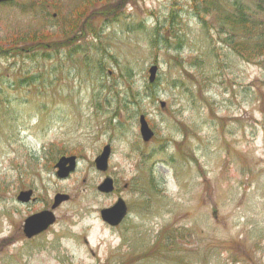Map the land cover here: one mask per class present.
<instances>
[{"label":"rangeland","instance_id":"374dc122","mask_svg":"<svg viewBox=\"0 0 264 264\" xmlns=\"http://www.w3.org/2000/svg\"><path fill=\"white\" fill-rule=\"evenodd\" d=\"M136 1L0 4V264H264V4L244 0L255 27L243 30L222 20L229 0H148L153 17L127 6L124 18ZM167 24L183 36L174 51L149 34ZM108 142L111 197L96 193L92 163ZM65 154L84 159L59 179ZM83 171L91 178L73 182ZM30 186L40 204H13ZM56 192L70 196L57 223L9 256L12 224ZM118 195L128 215L109 228L98 210Z\"/></svg>","mask_w":264,"mask_h":264},{"label":"trees","instance_id":"16d2710c","mask_svg":"<svg viewBox=\"0 0 264 264\" xmlns=\"http://www.w3.org/2000/svg\"><path fill=\"white\" fill-rule=\"evenodd\" d=\"M256 2L257 3H263L264 4V1L262 0H256ZM242 4V6H243V3H241ZM244 11L246 10V13L245 14H247V10H248V7H246L245 9H243ZM239 11H241L240 9H239ZM239 17H240V19L242 20V21H238V22H242V24H239V25H245V26H247V25H249V28L251 27H255V25H253V22L254 21H245L246 19L244 18V15L240 12V14H239Z\"/></svg>","mask_w":264,"mask_h":264},{"label":"water","instance_id":"95a60500","mask_svg":"<svg viewBox=\"0 0 264 264\" xmlns=\"http://www.w3.org/2000/svg\"><path fill=\"white\" fill-rule=\"evenodd\" d=\"M123 213H124V209L123 208H118L117 213H116V217L121 215V214L123 215Z\"/></svg>","mask_w":264,"mask_h":264},{"label":"bare ground","instance_id":"6f19581e","mask_svg":"<svg viewBox=\"0 0 264 264\" xmlns=\"http://www.w3.org/2000/svg\"><path fill=\"white\" fill-rule=\"evenodd\" d=\"M85 174H86V173H85ZM85 174H84V175H85Z\"/></svg>","mask_w":264,"mask_h":264}]
</instances>
